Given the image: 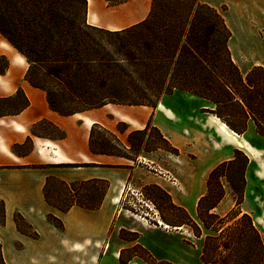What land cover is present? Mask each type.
Segmentation results:
<instances>
[{
  "label": "trees",
  "instance_id": "16d2710c",
  "mask_svg": "<svg viewBox=\"0 0 264 264\" xmlns=\"http://www.w3.org/2000/svg\"><path fill=\"white\" fill-rule=\"evenodd\" d=\"M86 11V0H0V33L25 58V80L45 92L47 103L54 111L70 114L107 103L155 107L161 95L177 89L212 103L214 108L210 112L238 134L244 131V128L239 131V119L245 120L254 108L261 111L260 119L264 121V67L253 66L244 75L240 72L227 46L230 31L224 18L205 0H151L143 20L117 30L88 24ZM41 82H58L60 93L56 94ZM75 98L80 100L81 109L62 110L61 105ZM27 104L28 99L18 88L13 95L0 97V116L17 113ZM6 105L10 106L9 110L2 109ZM253 120L257 132L264 136L258 119ZM42 124L54 127L46 120L39 121L35 127ZM99 128L102 129L93 124L90 129L92 151L129 157L112 149H97L95 131ZM117 128L122 131L125 124L119 123ZM150 129L166 144L165 147L156 145L155 149L178 153L150 123L143 130L128 134L127 148L132 146L131 137L135 133L144 134ZM110 135L126 149L116 136ZM247 164V155L235 149L232 157L209 170L204 192L196 201L201 227L164 190L147 185L159 189L168 198L172 218L160 214L167 225L187 227L197 237L201 235V228L215 231V227L223 229L226 225L223 240L218 242L221 234L205 236L200 255L205 263L239 264V251L245 252L248 247L245 242H239L242 231L239 218L235 219L243 199ZM53 181L56 182L54 178H47L44 196L47 202L63 211L72 205L97 208L107 187L102 180L89 184L60 183L63 188L53 197L49 192ZM228 191L234 197V204L224 215H218L215 208ZM244 218L250 223L246 215ZM47 219L61 227L54 216L47 215ZM14 220L24 230L22 217L17 214ZM230 220L233 222L229 223ZM29 233L37 236L35 231ZM132 233L135 239L138 233ZM257 241L256 264H264L263 238L259 235ZM132 247L140 251L134 255L146 264H172L157 261L139 243ZM0 264H5L1 247ZM120 264H124L122 256Z\"/></svg>",
  "mask_w": 264,
  "mask_h": 264
},
{
  "label": "crops",
  "instance_id": "0c3cea01",
  "mask_svg": "<svg viewBox=\"0 0 264 264\" xmlns=\"http://www.w3.org/2000/svg\"><path fill=\"white\" fill-rule=\"evenodd\" d=\"M86 1L88 24L117 30L143 20L151 0ZM26 69L25 58L0 33V97L11 96L21 88L28 99L27 106L17 113L0 116V247L5 264H120L126 241L122 239L123 243L114 247L110 226L123 189L129 185L160 187L200 225L196 201L202 193L191 197L189 186H185L187 194L183 195L176 182L189 184L213 159L217 162L229 159V135L223 130V123L216 126L205 115L207 100L190 95L183 100L190 104L185 107L180 103L181 98L172 93L165 95V103L159 101L155 107L107 103L61 114L49 107L43 90L25 80ZM190 97L194 100H189ZM41 120L51 123L63 135L36 133L35 125ZM119 123L125 124L122 131L117 128ZM147 123L154 125L178 150L172 160L158 158L160 149L147 152L150 155L126 157L92 151L89 147L93 124L116 136L127 148L128 134L143 130ZM26 143L29 144L26 150L14 149ZM255 165V176L264 182V160ZM49 177L66 184L102 180L107 187L97 208L72 205L63 211L45 199L44 185ZM247 188L245 179L243 199L235 219L246 215L250 223L247 227L240 226L239 242L250 232L251 235L255 232L257 238L260 235L264 242V200L259 193L251 199ZM217 209L218 206L215 212ZM17 214L28 228L17 227L14 220ZM47 215L57 218L61 227L48 221ZM164 225L169 226L164 222L162 227L133 223L129 231L138 234L130 242L142 245L157 261L193 264L194 256L199 264H209L200 258L205 236L213 235L203 233L208 229L201 228L197 237L184 226H169L174 228L170 230ZM30 231H35L37 236L30 235ZM148 231L162 232L177 243L147 244L144 236ZM135 257L128 258L124 264H142Z\"/></svg>",
  "mask_w": 264,
  "mask_h": 264
},
{
  "label": "rangeland",
  "instance_id": "374dc122",
  "mask_svg": "<svg viewBox=\"0 0 264 264\" xmlns=\"http://www.w3.org/2000/svg\"><path fill=\"white\" fill-rule=\"evenodd\" d=\"M205 1L216 7L221 12L224 18L225 24L230 31V37L227 41V46L230 51V55L235 64L238 66L240 72L244 75V71L249 70L253 66L264 67V0ZM41 83H45L56 94L60 93L58 82ZM172 93L176 94L175 96L181 98L180 103L183 106H190L189 102L183 101L186 100V98H188L190 94L177 89H174ZM165 95L169 96L170 94L161 95L158 102H164L163 98L165 99ZM167 99L169 100L170 97H167ZM189 100H194V97H190ZM78 102H80V100L77 98L67 100L66 103L61 105V108L65 111L81 109L82 107ZM204 104L206 105L205 110H207L205 115L211 118L216 126L223 123V126L226 127V130H228L231 134L232 132H235L232 131L220 118L210 112L214 108L212 103H210L209 101H204ZM2 109L9 110L10 106H3ZM2 109L1 111H3ZM252 112H248V117L245 120L242 121L239 119V131H241L242 128H244V131L241 134L235 132L236 134H238V137L237 135L232 134L234 139L239 138V140L244 143V147H238L232 137L228 136V154L229 158L232 157L234 150L237 149L241 150L247 155L248 164L244 173L245 179L248 180L247 190L250 194L251 199H253V197L257 193H259L261 199L264 200V182L260 181L254 174V171L256 169L255 162L264 160V136L260 135L257 132V126L253 118L258 119L260 130H264V121L260 119L261 111L258 108H254ZM34 131L36 133L52 137L60 134L56 128L52 127L49 124L39 125L34 129ZM95 137L96 141L98 142V144H96L95 146L97 149H112L129 157H135L137 155H150V153L147 152L155 149L156 145H159L161 147L166 146L163 140L153 129L147 130L144 134L135 133L131 137L133 142L132 146H129V148L126 149H124L119 144V142L115 141L113 137L107 134V132H105L103 129H96ZM28 146L29 144L26 143L19 147L15 146L14 149L26 150ZM156 156L158 158H162L163 161H166L172 160L174 154L160 148ZM240 157L241 156L239 154V158ZM217 163V160L213 159L211 165L207 167L204 172L197 174L195 179L189 184L176 182V186L178 187L180 193L183 195L187 194L185 186H189V194H191V197H198L201 193H203L205 189V177L209 170ZM62 188L63 186L59 182L53 181L49 185V192L51 196L54 197L55 193ZM167 204L168 198L157 188H148L147 186L133 187L129 185L123 189L121 197L119 198V201L116 205L113 222L110 226V233L112 235L111 241L114 247H118L119 245H121V243H123L121 241L122 239L126 241L125 244L127 245V247H125L122 256L123 263H125L128 258L135 256V251L140 253L138 249L132 247L133 243L130 241L133 240L134 235L131 231H129V228L133 223H143L151 227H154L156 225L162 227L163 221L160 218V214L168 219L172 218V213L168 209ZM233 204L234 197L232 193L228 191L218 205V209L216 211L217 214L223 215L233 206ZM231 222H233V220L229 221V223ZM238 224L239 228L240 226L247 227L249 221L247 218L239 217ZM21 225L22 227L28 228V224L25 221H21ZM166 227L170 230L174 229L169 226ZM183 228L189 231V228ZM215 229V231L208 229L203 231V233L213 235L221 234L222 237L218 239L219 242L220 240H223V237L226 234V225L223 226V229H220V227L218 226L215 227ZM144 241L147 244L163 243L165 245H173L177 243V240L175 238L167 237L162 234V232L158 231H148L144 236ZM242 242H245L248 247L245 252L239 251V264H256V256L259 255L256 233L254 232V234L251 235L250 232L248 236H245ZM135 260L141 262L142 264H146L137 257H135ZM192 262L193 264H199L194 256Z\"/></svg>",
  "mask_w": 264,
  "mask_h": 264
},
{
  "label": "bare ground",
  "instance_id": "6f19581e",
  "mask_svg": "<svg viewBox=\"0 0 264 264\" xmlns=\"http://www.w3.org/2000/svg\"><path fill=\"white\" fill-rule=\"evenodd\" d=\"M223 125H224V124H223ZM223 130H224L229 136H231L232 138H234V137L232 136V134L238 136V134H236L235 132H232V134H231L228 130H226V127H224V126H223ZM234 140L236 141L238 147H240V148H243V147H244V143H243L241 140H239L238 138H236V139H234ZM164 226H166V225H164Z\"/></svg>",
  "mask_w": 264,
  "mask_h": 264
}]
</instances>
